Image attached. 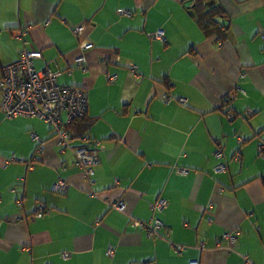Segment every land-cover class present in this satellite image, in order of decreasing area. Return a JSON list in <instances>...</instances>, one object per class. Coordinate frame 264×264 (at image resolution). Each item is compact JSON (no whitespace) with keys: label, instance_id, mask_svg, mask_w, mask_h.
<instances>
[{"label":"crops","instance_id":"crops-1","mask_svg":"<svg viewBox=\"0 0 264 264\" xmlns=\"http://www.w3.org/2000/svg\"><path fill=\"white\" fill-rule=\"evenodd\" d=\"M213 2L230 17L224 41L194 0H0V76L41 51L37 70L87 91L100 157L88 179L46 121L0 109V264H264V0ZM133 218L163 225L150 236Z\"/></svg>","mask_w":264,"mask_h":264},{"label":"built area","instance_id":"built-area-1","mask_svg":"<svg viewBox=\"0 0 264 264\" xmlns=\"http://www.w3.org/2000/svg\"><path fill=\"white\" fill-rule=\"evenodd\" d=\"M85 29L84 25H78L73 28V33L78 36ZM156 38H165V31L162 29L154 33ZM94 46L92 41H84L81 47L84 51L89 50ZM42 57V53L35 49H23L20 57L3 66L0 76V109L4 112L7 118L24 117H39L46 121L58 136V142L61 144V151L70 146V138L68 131L65 128V123L71 121L72 118L82 116L87 112L88 95L84 88L60 84L57 80L58 73L45 70H37L34 66V60ZM87 56L85 53L77 58V64L80 67L85 66ZM137 66L133 65V70ZM111 80L115 76H110ZM180 101H184L180 99ZM33 138L43 140L36 133H32ZM83 144L75 149L76 165L82 170L83 175L91 179L95 174V165L99 162L97 145L87 135L83 137ZM264 146H260L259 150L262 155ZM216 156H222L221 149L216 151ZM10 160L8 159L6 163ZM224 164L217 165L216 170H223ZM70 186L69 182L61 177L54 184L57 191H66ZM168 204L166 199H158L155 207L164 208ZM113 207L119 210H125L126 203L124 200H118L112 204ZM44 214L43 210H38L31 219L40 217ZM132 225L142 227L147 230L150 236L158 233L162 227L161 219L156 218L148 222L138 219L132 220ZM238 231H230L224 233L223 238L229 241L227 249L233 250L236 245ZM178 250L183 249V245L176 247ZM116 251L115 245H110L107 249V254L112 257ZM68 253H64V257H68ZM189 264H200L199 260H192ZM245 264H252L246 261Z\"/></svg>","mask_w":264,"mask_h":264},{"label":"trees","instance_id":"trees-1","mask_svg":"<svg viewBox=\"0 0 264 264\" xmlns=\"http://www.w3.org/2000/svg\"><path fill=\"white\" fill-rule=\"evenodd\" d=\"M210 1L211 0H194L193 8L195 18L204 33L206 35L213 36L216 42L227 40L231 38L230 17L228 12L220 2H213L209 4ZM163 83L170 90L172 85L171 81L166 78L164 79ZM91 123L92 119L89 118L86 113L82 116L74 117L71 119V121L65 123L64 126L68 131L71 142L70 146L68 147H72L74 153L75 149L83 144L82 140L85 135H87L92 140L91 136L89 135ZM51 130L53 131V134L56 136V138H58L52 127ZM260 146H264V144L261 143ZM31 217L32 215H30V218Z\"/></svg>","mask_w":264,"mask_h":264},{"label":"water","instance_id":"water-1","mask_svg":"<svg viewBox=\"0 0 264 264\" xmlns=\"http://www.w3.org/2000/svg\"><path fill=\"white\" fill-rule=\"evenodd\" d=\"M213 3V0L209 2V4Z\"/></svg>","mask_w":264,"mask_h":264},{"label":"rangeland","instance_id":"rangeland-1","mask_svg":"<svg viewBox=\"0 0 264 264\" xmlns=\"http://www.w3.org/2000/svg\"><path fill=\"white\" fill-rule=\"evenodd\" d=\"M4 113V112H3Z\"/></svg>","mask_w":264,"mask_h":264}]
</instances>
